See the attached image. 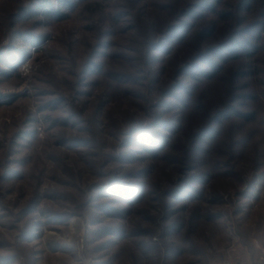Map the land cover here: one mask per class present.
Wrapping results in <instances>:
<instances>
[{
    "label": "rangeland",
    "instance_id": "obj_1",
    "mask_svg": "<svg viewBox=\"0 0 264 264\" xmlns=\"http://www.w3.org/2000/svg\"><path fill=\"white\" fill-rule=\"evenodd\" d=\"M46 1L0 0V264H264V0Z\"/></svg>",
    "mask_w": 264,
    "mask_h": 264
},
{
    "label": "trees",
    "instance_id": "obj_2",
    "mask_svg": "<svg viewBox=\"0 0 264 264\" xmlns=\"http://www.w3.org/2000/svg\"><path fill=\"white\" fill-rule=\"evenodd\" d=\"M74 1L75 0H63V5L64 6H67V7H69L70 5H72V4H74ZM77 1H80L82 4H92V3H94V2H96V1H98V0H77ZM197 1H200L201 3H204L206 0H197ZM210 3V7L209 8H211L212 10H214V7H213V5H217V4H219L222 0H208ZM51 3H47V1L45 0V1H43L42 0V3L41 4H39V6L40 7H43V6H45V7H47V8H49L50 9V5ZM191 7H192V5L191 4H189L188 6L186 5L185 7H183L182 9H181V11H190V9H191ZM46 15H47V17L48 18H54V16L55 17H59L60 16V18H63V13L62 14H60L59 12H53V11H51V12H47L46 13ZM211 32V31H210ZM209 32V33H210ZM208 33V32H207ZM208 33V34H209ZM207 34H205V35H200L202 38L204 37V36H206ZM162 35H160V37H161ZM209 36V35H208ZM160 37H158V39L160 38ZM35 42H38V41H35ZM234 46H236L235 48L236 49H239V48H241L240 47V45L238 44V43H236ZM148 50H149V56H151V54H153L152 53V48L149 46V48H148ZM240 50H243V48H241ZM238 51V50H237ZM93 65V63H92V61L90 62V65H89V67H93L92 66ZM95 68V69H94ZM93 70L94 71H96V72H101L103 69H102V67H101V65H98V64H96V65H94V67H93ZM114 76L116 77L117 75L116 74H114ZM125 140H126V138H125ZM128 140V139H127ZM127 142V141H126Z\"/></svg>",
    "mask_w": 264,
    "mask_h": 264
},
{
    "label": "built area",
    "instance_id": "obj_3",
    "mask_svg": "<svg viewBox=\"0 0 264 264\" xmlns=\"http://www.w3.org/2000/svg\"><path fill=\"white\" fill-rule=\"evenodd\" d=\"M218 264H234V262L232 261V259H227V260L221 261Z\"/></svg>",
    "mask_w": 264,
    "mask_h": 264
},
{
    "label": "bare ground",
    "instance_id": "obj_4",
    "mask_svg": "<svg viewBox=\"0 0 264 264\" xmlns=\"http://www.w3.org/2000/svg\"><path fill=\"white\" fill-rule=\"evenodd\" d=\"M50 237H52V235L50 236ZM53 238V237H52ZM55 240V239H54ZM57 242V241H56ZM53 243V242H52Z\"/></svg>",
    "mask_w": 264,
    "mask_h": 264
}]
</instances>
